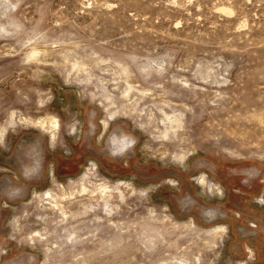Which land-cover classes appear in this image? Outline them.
Segmentation results:
<instances>
[{"label":"rangeland","instance_id":"rangeland-1","mask_svg":"<svg viewBox=\"0 0 264 264\" xmlns=\"http://www.w3.org/2000/svg\"><path fill=\"white\" fill-rule=\"evenodd\" d=\"M2 132L0 264H264V0H0Z\"/></svg>","mask_w":264,"mask_h":264},{"label":"bare ground","instance_id":"bare-ground-1","mask_svg":"<svg viewBox=\"0 0 264 264\" xmlns=\"http://www.w3.org/2000/svg\"><path fill=\"white\" fill-rule=\"evenodd\" d=\"M33 56V55H32ZM41 122V121H40ZM52 122V121H51ZM36 124H38V123H36ZM43 124V123H42ZM53 124H54V122H53ZM57 124V123H56ZM44 128V127H43ZM2 131V130H1ZM3 134H4V132H2L1 134H0V139L2 138L3 139ZM5 135V134H4ZM1 141V140H0Z\"/></svg>","mask_w":264,"mask_h":264}]
</instances>
